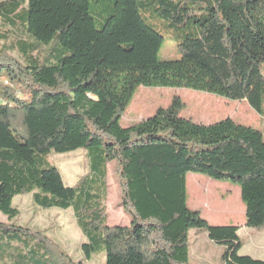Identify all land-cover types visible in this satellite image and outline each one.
Here are the masks:
<instances>
[{"label":"trees","instance_id":"16d2710c","mask_svg":"<svg viewBox=\"0 0 264 264\" xmlns=\"http://www.w3.org/2000/svg\"><path fill=\"white\" fill-rule=\"evenodd\" d=\"M25 5H27L25 7ZM177 32L182 58L161 61ZM0 20V264H84L41 230L18 225L17 197L43 210H71L85 260L104 264H192L190 232L240 255L237 226H211L187 206V175L240 188L246 227L264 231V135L226 119L197 124L174 98L129 128L121 119L141 87L185 89L247 101L264 118V0H6ZM21 34V36L19 35ZM83 150L89 172L65 184L53 154ZM116 164L128 227H110L108 165Z\"/></svg>","mask_w":264,"mask_h":264},{"label":"rangeland","instance_id":"374dc122","mask_svg":"<svg viewBox=\"0 0 264 264\" xmlns=\"http://www.w3.org/2000/svg\"><path fill=\"white\" fill-rule=\"evenodd\" d=\"M3 1L6 0H0V3ZM148 23L165 39L158 55L159 59L161 61L180 60L182 53L177 47L178 32L172 28L170 22L155 18L150 19ZM6 30H10V27L3 25L0 20V32ZM19 35L21 36V34ZM8 85L6 77L0 73V89ZM177 97L185 105L184 111L180 114L182 118L204 125L231 119L237 124L257 129L264 135V118L255 112L247 101H229L185 89L141 87L124 113L121 126L126 129L147 120L154 116L159 109L170 107L173 99ZM50 160L60 169L63 180L69 187L75 186L89 172L87 154L83 150L67 154H53ZM195 175L199 174H189V176ZM208 178L215 182H229V187L206 185L196 188L190 181L187 187L189 210L200 212L201 217L211 226L221 227L222 222H232L239 223L242 228V222H246V207L241 200L240 188L230 180ZM14 206L20 211V217L16 220L18 225L35 227L46 233L76 261H83L84 264L105 263L106 255L104 254L94 256L90 261L85 260L81 246L86 242V239L78 228L71 210L40 209L34 205L32 195L17 197ZM106 207L110 227H128L130 225L131 217L123 208L122 190L115 163L108 165ZM8 222L7 217L0 212V223L8 224ZM239 237L242 243L240 255L264 261V231L247 227L241 229ZM223 253L224 247L211 241L205 231L191 230L190 261L192 264H225L222 261Z\"/></svg>","mask_w":264,"mask_h":264},{"label":"crops","instance_id":"0c3cea01","mask_svg":"<svg viewBox=\"0 0 264 264\" xmlns=\"http://www.w3.org/2000/svg\"><path fill=\"white\" fill-rule=\"evenodd\" d=\"M191 181V184H194L196 188H201V187H204L206 185H214V186H226V187H229V182H222V181H218V182H215L213 180H210L208 177L206 176H202V175H195V176H189V174L187 175V187L189 185ZM231 185V184H230ZM243 226L242 228L240 227V224L239 223H232V222H222V226H237L239 227V232L241 231V229H246V222H242ZM257 236V235H256Z\"/></svg>","mask_w":264,"mask_h":264}]
</instances>
